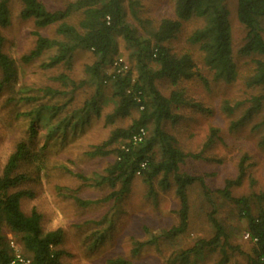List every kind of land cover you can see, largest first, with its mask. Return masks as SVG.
Returning a JSON list of instances; mask_svg holds the SVG:
<instances>
[{
  "label": "trees",
  "instance_id": "obj_1",
  "mask_svg": "<svg viewBox=\"0 0 264 264\" xmlns=\"http://www.w3.org/2000/svg\"><path fill=\"white\" fill-rule=\"evenodd\" d=\"M18 1L20 18L31 19L36 28L54 26L51 37L37 29L32 31L33 47L20 61L29 63L46 57L41 64L43 68L62 67L63 70L50 77L51 84L42 87L32 88L21 83L16 61L2 49L1 29L10 23L11 14L8 0H0V92L3 89L13 92L5 99L6 103L14 107L16 117L26 121L24 134L0 170V264H65L59 249L63 241L62 228L43 231L37 209L22 210L21 200L33 196L23 184L30 179V170L37 174L45 172L48 148L55 143L68 145V140L78 138L102 117L103 125L113 126L105 138L89 144L83 154L90 159L110 157L103 171L85 176L63 169L85 185L106 187L110 191L96 201L77 196L73 199L81 206L106 200L117 202L128 193L132 178L139 176L147 183L150 193H154L152 183L158 179L161 187L173 188L178 201L177 224L160 235L150 234L144 241H134L132 256L138 255L145 246H157L162 237L186 232L190 224L188 191L198 183L202 198L209 204L205 218L211 233L171 253L164 264H199L204 255L214 251L219 253L215 264H229L234 253L244 256L242 264H264V190L239 197L232 195V189L245 175L248 154L239 156L235 177L225 179L222 188L212 191L202 178L180 172L186 159L197 155L184 152L163 127L165 122L174 119L173 109L185 101L182 82L198 78L207 84L192 54L187 50L174 51L170 46L178 38L183 24L191 20L197 24L184 40L196 47L201 65L213 80L225 84L235 82L240 77L235 55L250 57L242 84L253 93L233 105L228 101L222 105L223 110L234 117L229 121V130L240 128L263 108L264 0H172V14L157 19L144 15L141 0H74L55 10L48 9L41 0ZM229 1L234 3L235 18L244 29L236 46ZM73 13H79L75 22L71 20ZM118 38L127 49V55L122 57L127 68L120 72L113 65L119 57ZM77 51L92 55V61L85 64L83 76L78 79L67 72ZM161 80H167L172 86L168 95L157 88ZM81 89H86L87 93L83 98L78 97ZM106 90L110 92L109 99L105 97ZM108 101L113 107L104 114V104ZM243 102L247 105L236 116V109ZM262 126L264 112L254 127ZM140 129L145 135L134 142L132 137ZM218 134V128H209L203 150L215 142ZM260 143L264 145V131ZM213 193L236 207L237 220L244 223L242 232L248 234L247 251L232 244L229 231L217 216ZM2 227L19 241L26 254L20 257L27 260L26 263L16 259ZM107 264L133 263L116 257Z\"/></svg>",
  "mask_w": 264,
  "mask_h": 264
},
{
  "label": "rangeland",
  "instance_id": "obj_2",
  "mask_svg": "<svg viewBox=\"0 0 264 264\" xmlns=\"http://www.w3.org/2000/svg\"><path fill=\"white\" fill-rule=\"evenodd\" d=\"M41 1L48 9L55 10L62 9L68 2L74 0ZM141 2L146 17L157 19L172 14V0ZM8 6L11 14L10 23L1 29L3 51L16 61L21 83L32 88L51 84L50 77L62 71V67L43 68L41 64L46 57L29 63L21 62L20 57L33 47L32 31L37 29L42 35L51 37L54 35V26L36 28L31 19L20 18L18 0H8ZM234 7V3L229 1L230 24L236 46L244 34V29L235 18ZM126 13L130 18L128 10ZM78 18L79 13L71 15L73 22ZM196 24L193 20L185 22L178 33V38L170 44L174 51H189L200 72L207 78L206 85L198 78L181 83L185 101L173 109L174 119L165 122L163 126L184 152L197 155L188 157L180 166V172L202 178L208 188L215 191L223 187L225 179L235 177L237 160L243 153H247L249 159L245 175L241 183L232 189V195L239 197L264 190V145L260 143L264 126L254 127L262 117L264 106L235 130L228 128L233 115L227 114L222 108L225 101L233 105L253 93L242 84L250 57L235 55L240 74L235 82L225 84L213 80L211 74L201 65L196 47L184 40L185 35ZM117 42L119 50L117 57L124 58L127 49L119 38ZM91 61V53L77 51L67 72L76 79L81 78L85 64ZM110 70L111 68L108 69ZM157 88L164 95H168L172 86L167 80H161L157 82ZM85 90H80L79 98L87 94ZM12 93L8 89L0 92V170L26 128V121L22 117H16L14 107L6 103L5 99ZM109 96L110 92L106 90L105 97L109 99ZM246 105L245 102L241 103L235 115L239 116ZM112 107L111 101L105 102L103 113L110 112ZM126 121L127 119L121 123L124 124ZM112 126L103 125L102 117L99 123L88 126L85 134L68 140V145L61 146L55 143L48 148L45 172L37 174L29 168L30 179L23 184V188L32 191L33 196L21 200L22 210L29 212L35 207L41 214L43 231L62 228L63 241L59 249L65 264H107L109 259L116 257L128 259L133 264H164L171 253L189 247L198 237L210 235L211 231L205 218L209 204L202 198L200 185L194 184L188 191L190 224L186 232L175 237H162L157 246H145L138 255L132 256L131 248L134 241H144L150 234L160 235L163 230L177 224L178 201L173 188L161 187L157 179L152 183L154 193H150L147 183L136 176L132 178L129 191L121 200L117 202L106 200L81 206L73 199L74 196L82 200L96 201L106 196L110 189L85 185L75 175L63 169L65 167L85 176L103 171L110 157L90 159L84 156L83 151L89 144L105 138ZM212 126L219 129L218 137L209 148L203 150V143ZM212 201L218 208V218L229 231L232 244L238 245L242 251H247L249 244L245 240V233L242 232L244 223L243 220H237L236 207L217 193L212 194ZM2 232L16 254H25L13 233L5 227H2ZM218 257L217 251L207 253L199 264H215ZM244 261L243 255L234 253L229 264H242Z\"/></svg>",
  "mask_w": 264,
  "mask_h": 264
},
{
  "label": "built area",
  "instance_id": "obj_3",
  "mask_svg": "<svg viewBox=\"0 0 264 264\" xmlns=\"http://www.w3.org/2000/svg\"><path fill=\"white\" fill-rule=\"evenodd\" d=\"M114 67L116 68L117 72H120L121 70H125L127 68V63L123 60L122 57H118L115 59L114 63H113ZM145 135V131L143 129H140L138 131V133H136L133 137L132 140L134 142L140 141L142 139V137ZM245 238H248V234L245 233L244 235ZM16 259L19 262H23L26 263L27 260H24L22 257H20L19 254H16Z\"/></svg>",
  "mask_w": 264,
  "mask_h": 264
}]
</instances>
